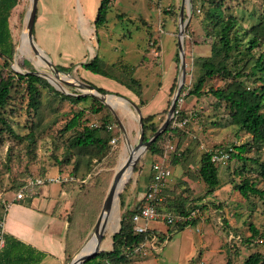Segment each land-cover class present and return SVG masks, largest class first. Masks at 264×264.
<instances>
[{
    "label": "rangeland",
    "instance_id": "rangeland-1",
    "mask_svg": "<svg viewBox=\"0 0 264 264\" xmlns=\"http://www.w3.org/2000/svg\"><path fill=\"white\" fill-rule=\"evenodd\" d=\"M100 1L38 0L33 41L55 68L75 65L70 72H60L59 79L66 82H72V79L85 81L106 90L112 95L108 97L107 104L116 115L133 111L129 102L134 98L138 107L147 105L145 113L155 115L154 121L157 123L168 112L174 93L169 89L173 80L176 79V85L178 82V12L182 0H112L106 25L95 29L93 22ZM205 6L198 1L193 7L190 0H184V20H189L183 40L186 80L175 109L182 112L188 122L170 138L167 134L163 136L158 143L163 152L167 144L174 147L168 153L166 162L171 169V176L163 185V193L166 190L167 194H163L165 202L160 206L161 212L175 214L178 205L184 203L189 207L200 206L199 215L193 224L182 230H177L176 225L168 226L161 220L149 221L147 227L150 231L157 230L158 234L169 238L163 244L153 243L150 239L131 253L127 251L126 258L131 264H227L228 260L230 264H243L252 253L258 252L264 256V196L250 195L244 199L234 189L245 176L255 181L259 190H264L259 167L252 161L243 163L237 160L219 165L221 184L212 195L205 194V184L198 175L201 156L219 146L247 144L248 151L244 156L264 163V143L252 144V136L231 123L229 111L223 103L210 95L197 98L187 94L199 74L194 64L196 58L210 55L211 40L205 35L207 29L202 21ZM223 6L225 16H235L243 28H249L259 22L264 0H225ZM30 7L31 0H19L12 10L9 28L15 53L9 67L0 59V75L7 77L11 75L10 70L21 74L35 71L52 77L67 93H81L58 80L48 64H36L37 55L32 48L22 53V33L26 31ZM254 52L258 53V50ZM94 56L97 57V69L106 75L81 68L82 63L90 62ZM42 58L46 59L43 55ZM226 81L212 77L207 80L204 90L224 88ZM250 82L255 85L253 80L248 79L245 83L247 89L252 88ZM119 97L129 102L120 101ZM101 104L94 97L85 102L71 103L42 86L40 107L34 113L27 108L25 83L14 79L4 115L19 136L32 131L33 143H27L24 138H13L7 132L0 136V234L2 220L6 216V204H10L18 192L24 193V201L30 195L42 192L40 196L34 197L39 209H50L56 204L61 188L58 183H29L61 173L69 179L73 177L72 165L63 163V159L66 141L73 136L74 131L64 132V126L79 111L83 114L79 119L78 130L85 125L99 126L111 113L108 106ZM97 108L100 111L94 113ZM138 123L132 130L126 129L131 146L139 139ZM113 130L117 138L111 150L113 154L92 167L86 181L76 182L78 187L93 186L99 191L95 189L93 192L95 204L93 202L88 207L89 216L71 252L78 251L91 233L113 175L125 158L127 146L123 143V136L120 130ZM185 149L189 150L187 157L174 164V157H179ZM157 159V155L146 150L139 155L131 172L128 171L130 175L117 199L118 206L110 212L100 245L101 251L111 250L112 235L119 229L121 214L125 209L138 205L141 193L145 191L149 168ZM239 171L243 173L239 175ZM66 188H72V185ZM10 220L11 216H8L7 222ZM250 226L255 228L256 234ZM2 245L0 237V249Z\"/></svg>",
    "mask_w": 264,
    "mask_h": 264
},
{
    "label": "trees",
    "instance_id": "trees-1",
    "mask_svg": "<svg viewBox=\"0 0 264 264\" xmlns=\"http://www.w3.org/2000/svg\"><path fill=\"white\" fill-rule=\"evenodd\" d=\"M18 1L19 0H0V59L4 61L6 67H9L12 63L15 53V46L12 42L9 28V19ZM198 1L204 6L207 5L205 6L204 18L202 21L205 23L207 29L205 35L211 40L210 55L196 58L194 64L198 67L199 74L187 94L197 98L208 95L212 96L217 102L223 103L228 109L231 123L252 136V144L264 143V6L261 9L259 22L251 25L249 28H243L238 18L232 15L225 16L223 6L225 0H190L193 7ZM111 2L112 0L100 1L93 22L95 29L102 28L106 25V16L110 9ZM255 50H258V53H255ZM176 60L178 61V53L176 55ZM96 61L97 57L94 56L90 62L82 63L81 68L93 73L106 75L97 69ZM74 66V64H70L67 67L56 66V68L59 72H70ZM10 72L11 75L7 77H2L0 75V136L3 132H7L13 138H24L27 140V143H33L32 131L25 136H19L14 132L11 123L4 115L5 108L10 102L14 79L25 83L27 108L34 113L38 112L40 107V88L42 86L71 103L85 102L91 98L90 96L76 97L63 94L61 91L55 90L45 78L35 75V71L22 74L13 72L12 70H10ZM212 77L226 79L225 87L204 90L207 80ZM243 78L245 80H243ZM248 79L255 82V85H252V82H250L252 88L249 89H247L245 85ZM82 82L87 83L85 81ZM175 83L176 79L173 80L170 87L171 93L175 90ZM94 88L100 94H109L104 89ZM99 111L100 109L97 108L94 110V113ZM82 114V111L77 112L64 126V132L74 131L73 136L66 141L67 147L65 146L63 159V163L72 165L73 177L71 182H66L67 184L62 182L63 184L60 183V186L66 188V186L72 185V188H79L80 191L73 204V207H75L74 213L76 215L82 214V218H84L85 221L89 216L90 208L88 207H91L93 202L95 204L93 192L95 189L97 191L99 190L93 188V186L78 187L76 182L86 181V176L91 173V168L113 154L111 152L113 146L110 145V141L116 138L113 129L119 132V128L113 115L110 113L109 117H107V119L105 118V121L99 126L94 127L92 125H85L78 130L77 127ZM155 117V115H149L141 119L144 142L150 139L165 119L163 117L160 121L155 123ZM178 117L180 119L186 118L180 111ZM109 125L113 126L111 130L108 129ZM179 130L180 129L172 128L170 124L166 131L160 134L151 143L147 151L154 156L157 155V157H161L164 152L159 149V141L166 134L168 138H170L175 131ZM217 149L226 151L231 149L230 160H237L243 163L252 161L253 164L259 167V176L264 180V163H259L258 160H253L244 156L248 151L247 144H241L239 146L232 145L231 147L219 146L216 147L215 150ZM188 152L189 150L187 149L181 151L179 157H174L173 163L177 164L186 158ZM199 164L198 175L205 184V194L212 195L221 184L218 177V166L211 162L209 153H205L201 156ZM242 173L241 171L238 172L239 175ZM63 174L64 173H61L60 175L67 177ZM148 181H151V175ZM234 189L244 199H247L250 195L264 196V190H259L256 187V182L245 176L239 184L235 185ZM18 202L24 203V199ZM163 203L157 206L158 211H161L160 206L163 205ZM121 205L124 206L122 202ZM141 205L142 203H138L136 207L123 211L119 223V231L112 237L111 250L100 251L92 259L82 264H131L126 258L127 251L131 253L138 246L153 239V236L156 237V244H163L169 237L158 234L159 231L157 230H148V232L141 234L133 230L132 217L138 212ZM98 207H100V203ZM196 209L199 210L200 206L189 207L181 203V205H178L176 208L175 214L186 217L190 212ZM195 220L196 218H193L175 225L178 226L177 230H182L186 226L193 224ZM250 229L254 234L257 233L252 226H250ZM0 237L3 241L2 248L0 249V264H39L43 259L44 253L24 244L12 235L1 232ZM71 257V255L68 256L66 263ZM227 264H230L229 260ZM243 264H264V256L258 252L252 253L244 260Z\"/></svg>",
    "mask_w": 264,
    "mask_h": 264
},
{
    "label": "crops",
    "instance_id": "crops-1",
    "mask_svg": "<svg viewBox=\"0 0 264 264\" xmlns=\"http://www.w3.org/2000/svg\"><path fill=\"white\" fill-rule=\"evenodd\" d=\"M131 103L135 106L138 104L134 98ZM146 106H137L142 117L153 115L145 113L147 111ZM132 109L133 111L119 112L117 114L125 130H132L138 122V114L133 106ZM150 168L148 180L151 175ZM148 180L145 187L149 182ZM79 191V188L76 187H61L58 192V200L50 209H46V207L39 209V205L34 203V197L40 196L42 192H38L35 196L30 195L24 203L12 200L10 204H6V216L2 220V232L10 234L24 244L44 253L43 259L39 264H66L68 256H73L77 251L71 252L72 246L76 239H80L85 222L82 214L76 215L74 213L75 207H73V204ZM164 193L167 194L166 190ZM144 194L145 191L141 193L139 203H143ZM59 199L61 200L59 201ZM8 211H11V213H8ZM8 216H11L9 222H7Z\"/></svg>",
    "mask_w": 264,
    "mask_h": 264
},
{
    "label": "water",
    "instance_id": "water-1",
    "mask_svg": "<svg viewBox=\"0 0 264 264\" xmlns=\"http://www.w3.org/2000/svg\"><path fill=\"white\" fill-rule=\"evenodd\" d=\"M37 4H38V0H31V7L30 10L28 12L27 15V23H26V33H27V37L29 40V43L31 45V48L33 50V52L36 55H39L40 52H43L39 46H37V44H35V42L33 41V28H34V23H35V19H36V14H37ZM189 20H184V0L181 1V5L179 8V12H178V24H179V30H178V37H177V50H178V58H179V66H178V82L177 85L175 87L174 93H173V97L172 100L170 102V106L168 109V112L165 116L164 121L162 122V124L159 126V128L155 131V133L150 137V139L146 142L143 141V132H142V116L140 113V110L137 106H135L134 104H132L131 102H129L128 100H126L125 98H121L119 97V99L129 102L136 110L137 114H138V122H139V126H140V131H139V139L138 142L134 145L131 146V144L129 143V140L127 139V133L126 130L124 128V126L122 125L121 121L119 120L118 116L116 115V113L114 112V110L107 104V99L108 97H111V94H99V92L90 84L88 83H84L82 81L76 80V79H72V82H66L63 81L61 79L58 78V74L60 73L59 70L57 68H55L53 66V64L48 60V59H43L44 62L46 64H48V66H50L53 70V72L55 73V77L60 80L62 83H64L67 86H72L75 87L76 89L80 90L81 93L79 94H70L67 93L63 87L58 84L59 87H56V89L60 90L61 92H63L64 94H68L71 96H91L96 98L97 100H99L102 104L108 106V108L110 109L113 118L116 121V124L123 136V143L128 146L130 148V151L124 161V163L119 166L117 168V170L115 171L112 181L109 185L108 191L106 193V196L103 200V204L101 207V211L97 217V220L91 230V233L89 234V236L86 238L85 242L83 243V245L81 246V248L71 257V259L66 263V264H82L85 261L92 259L95 255H97L100 251V245L101 242L103 240V235H104V230H105V225H106V215L109 213V211L112 208V205L114 204L115 200L118 199L119 194L121 192L117 190V185L119 184V182L121 181L122 177L124 176L125 172L127 170H132L133 166L135 165L136 161L139 158V155L146 151L147 148L151 145V143L160 135L162 134L164 131H166V129L168 128V126L170 125L171 119H172V115L175 111V108L177 106V100L179 98L180 95V91L185 83L186 80V63H185V52H184V33H185V29L187 27ZM35 75L38 76H43L40 75L37 72H34ZM46 78V80L50 83V76H43ZM53 85V84H52ZM119 231V229L117 230V232ZM117 232H115L114 234H116ZM113 234V235H114ZM112 235V237H113ZM95 242L94 246L89 248L90 242L92 241Z\"/></svg>",
    "mask_w": 264,
    "mask_h": 264
},
{
    "label": "built area",
    "instance_id": "built-area-1",
    "mask_svg": "<svg viewBox=\"0 0 264 264\" xmlns=\"http://www.w3.org/2000/svg\"><path fill=\"white\" fill-rule=\"evenodd\" d=\"M179 110L175 109L172 119H171V126L172 128L181 129L183 128L187 122V118L180 119L179 117ZM92 126L96 127V124H92ZM113 126L109 125L108 129L111 130ZM117 142V138H113L110 141V145L115 147ZM164 154L162 157H159V159L155 160L151 164V181L145 188V194L143 198V203L141 205V208L138 210V212L132 217V224H133V230L136 233H145L148 232L147 223L149 221H163L166 225L172 226L180 222H186L189 221L196 216L199 215V210H193L190 212L188 216H182L178 214H174L168 211H158L157 206L164 202V196H163V185L166 182V180L169 179L171 176V169L167 165V159H168V153L172 152L174 150V147L170 144H167L164 148ZM232 152L231 149L228 151L217 149L210 152V160L213 164L219 166L224 165L230 160V153ZM69 180L68 177H63L61 175L57 176H46L42 179H36L34 182L29 183V185H43L48 183H62L67 182ZM25 198L24 193L22 191L18 192L15 195L14 200L20 201ZM161 212V213H160ZM198 213V214H197ZM197 214V215H196ZM140 222H143L141 225ZM153 243L156 241V237L153 236ZM2 241V239H1ZM3 242V241H2ZM141 246V245H140Z\"/></svg>",
    "mask_w": 264,
    "mask_h": 264
},
{
    "label": "bare ground",
    "instance_id": "bare-ground-1",
    "mask_svg": "<svg viewBox=\"0 0 264 264\" xmlns=\"http://www.w3.org/2000/svg\"><path fill=\"white\" fill-rule=\"evenodd\" d=\"M22 44H23V45H22V53H23V52H29V50L31 49V45H30V43H29V40H28V37H27V33H26V31H24V32L22 33ZM20 54H21V53H20ZM41 54L47 59V57L45 56V54H44L43 52H40V54L37 55V60H36V62H35L36 64H46V63L44 62V60H43L44 58H42V55H41ZM49 69H50V68H49ZM50 81H51V83H52L54 86L59 87L58 84L54 81V79H53L52 77H50ZM110 98H111V97H110ZM118 100L122 101L121 99H118ZM129 151H130V148L127 146L126 149H125V153H126V155H125V158H124L122 164L124 163V161H125V159H126L128 153H129ZM122 164H119V166H121ZM119 166H118V167H119ZM128 171H129V170H127V171L125 172V174H124V176L122 177L121 181H120L119 184L117 185V190H118V191L121 190V188L123 187L124 182L126 181L127 177L130 175V173H128ZM119 199H120V198H119ZM116 206H118V205H117V199L115 200L114 204L112 205L111 210H112L113 208H115ZM111 210H110L109 213L106 215V225H105V229H106V226H107V223H108V219H109V215H110ZM104 233H105V230H104ZM94 243H95V242H94L93 239H92V241L90 242L89 248L93 247V246H94Z\"/></svg>",
    "mask_w": 264,
    "mask_h": 264
}]
</instances>
